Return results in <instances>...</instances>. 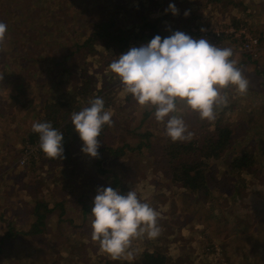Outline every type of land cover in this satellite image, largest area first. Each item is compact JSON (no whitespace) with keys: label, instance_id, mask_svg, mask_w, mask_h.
<instances>
[{"label":"rangeland","instance_id":"1","mask_svg":"<svg viewBox=\"0 0 264 264\" xmlns=\"http://www.w3.org/2000/svg\"><path fill=\"white\" fill-rule=\"evenodd\" d=\"M89 2L90 0H87V12L82 14L86 21L77 22L79 26H75L76 28L71 29L73 23L57 28V22L50 23L52 19L50 20L49 14H46L44 17H47V20L45 24L40 25L42 30L39 33L40 36H44V39L39 40L43 42V46L42 43L34 44L31 34L27 35V41L24 47H21L26 49L31 44L37 48L27 49L38 57L37 65L31 66L26 62L29 54L0 51V120L3 121L0 124V239L9 226L16 230H29V225L35 222L37 217L31 208L34 197L41 199L43 196L52 207L57 202L53 211L39 221L42 227H45V232L37 235H17L12 240L4 239V245L0 246V253L4 256L0 257V261L4 262L2 260L6 258L5 264L19 262L40 264L42 259L40 255L47 253L45 247H49L46 243L48 238L57 242L49 244L52 247L49 255L56 260L67 255V252L61 253L65 251L60 249L61 244L71 245L69 257L72 254L75 259L69 264H92L95 258L108 260V264L143 263L142 257L139 256L142 246L137 244L138 242L148 244V238L134 239L128 250L131 255L125 254L114 260L101 250L98 241L94 243L91 236L77 227L84 222L78 207L86 204L89 197L93 200L96 191L81 189L78 192L73 190L68 192V186H64L63 189L57 188L55 183L61 182L64 178L60 170H57L55 162L43 155L40 156L31 145L23 141L27 131L43 113L45 102L65 96L73 87L72 84H78L76 78L70 81L55 75L52 70L57 73L61 70L55 58L65 54V39L75 40L71 36L73 30L75 29L73 33L76 30L85 32L83 27L85 22L88 28L97 13L105 15L103 8L95 9ZM122 2L124 6L117 0H110L104 9L113 12L120 7L121 16H125L124 7L136 6L145 13L155 14V11L159 10L164 13L171 12L168 10L169 4L183 6L189 16H195L199 24L195 31L197 39L204 37L212 44L221 45L230 38V42L235 46L241 45L246 54L253 55L252 58L255 60L246 58L251 71H256L259 65L258 59L254 57L257 49L246 51L243 48V41L237 35L238 29L234 25L237 20L233 14L228 17V12L233 6L227 0H222L221 3L224 4L218 0L208 4H205L207 0H163L160 8L151 6L152 0ZM194 2L208 5L210 9L202 6L197 7L194 12ZM14 4L16 6L15 0L5 2L0 0V18H4L6 7L8 10ZM46 5L48 2L41 3L40 6ZM245 6L242 1L238 3L240 10L245 9ZM250 9L258 10L253 7ZM197 12L199 14L196 17ZM66 14L72 16L76 12L68 10ZM230 26L235 29L232 38L225 32ZM250 31L256 33H250L251 37L258 38L261 37L260 32L262 36L264 33V30L259 28H251ZM263 42L262 39L259 46ZM107 56L105 59L97 53L88 55L86 53L83 58L85 67H90L88 73H96L94 78L99 83L96 86L101 88L100 94L96 97L103 98L105 110L112 113L111 119L114 122L112 121L109 126L110 137H115L113 141L122 145L121 153L116 154V157H120L121 160L128 159L126 172L122 167L112 172H117L115 175L122 185L120 190L123 192L135 190L141 199L150 203L159 212L160 234L153 240L160 246L153 244V248H159L165 253V264H264V222H261L263 219L261 214L264 213V112L257 108L259 106L264 108V101H258L257 95L253 92L234 94L236 91L232 90V86L221 90V95L226 96L227 101L237 95L233 102L219 105L215 109L217 113L216 110L220 108L223 120L232 129V136L226 150L216 157L207 159L209 173H216V179L210 181V187L213 189L216 185V190L213 189L211 198L206 203L192 194L190 196L185 191L181 192L179 186L170 183L166 163L155 151L159 144L170 140L165 134L164 125L155 120L152 107L140 106L133 96L130 100L127 99L130 97L129 93L125 92L119 77L109 69L114 58L111 55ZM68 60L71 62L73 59ZM238 65L237 63V67ZM8 66H12L13 69L8 70ZM73 69L71 68L72 72L82 71L78 67ZM255 73L256 76L260 75V72ZM85 102L82 106L86 104ZM1 111H5V116ZM176 114L183 116L188 131L190 127H198L202 121H209L200 119L197 112L190 110L182 102H178ZM8 115L12 116L10 121L5 120ZM128 145L131 148H128ZM245 152L251 153L254 165L247 167L246 171L233 172L238 177L236 179L221 172L225 170H222L221 166L225 168L224 160L228 156H238ZM76 153L81 154L80 150ZM79 158L85 160L82 154ZM218 173L220 175H217ZM98 177L101 178L103 175ZM98 177L94 175L92 181L88 179V182L98 180ZM78 184L75 183L71 187ZM186 210L185 218L183 215ZM6 242L8 244H5ZM11 242H14L13 245L9 244ZM37 252L39 253L36 256Z\"/></svg>","mask_w":264,"mask_h":264},{"label":"trees","instance_id":"2","mask_svg":"<svg viewBox=\"0 0 264 264\" xmlns=\"http://www.w3.org/2000/svg\"><path fill=\"white\" fill-rule=\"evenodd\" d=\"M1 1L5 2L6 0ZM117 1L124 6L122 0ZM152 1L153 4H151V6L159 7L163 0ZM213 1L217 0H207L205 4L213 3ZM218 1L219 3L222 2V0ZM44 2H48V5L40 6L41 3ZM109 2L110 0H90L89 4L95 9L103 8V13L105 15L97 13L95 20L90 22L88 28L87 22H85L83 25L85 32L83 30H76V32L73 33L75 31L74 29L71 36L74 37L75 40L70 38L65 39V54L62 57L55 58L56 63L61 67V70L58 71V73L55 70H52V72L55 75L57 74L59 77H65L70 81L71 79L73 80L76 78V83L78 84H72L73 87H71V90H68L65 96L60 97L57 100L53 98V101H46L43 107V113L39 116V119L35 121H50L53 127L57 128L64 134L63 157L57 159L47 157L39 148L38 134L32 131V126L23 139V141H25L26 144L31 145L40 156L43 155L48 160L55 162L57 170H60V173L64 178L61 182H56L55 185L60 189H63L64 186H68V188L66 187L68 192H71L72 190L78 192L81 189L86 191L92 189V191L95 192L96 188L100 186H111L120 190L122 189L121 181L115 175L117 172L112 171L116 169L118 170L119 167H122L126 172L128 165L127 158L121 160L120 157H116V154L121 153L122 145H118L113 141L115 137H110V125L108 124L103 126L99 137L100 143L98 147V156L92 157L81 151V145L83 142L78 133L74 131L71 123V115L73 112H78L84 107H87L89 102L96 98L101 91V88H97L96 86V84H99L94 78L96 73L92 72L89 74L88 69H90V67L86 68L84 65L85 59L83 57L86 53L87 55L88 53H97L105 59L108 57L107 55H111L115 60L120 54L127 52L132 47H139L142 44L147 43L157 34L164 38L171 35L173 31L179 30L196 38L195 31L199 25L196 22L195 16H186L184 14L186 10L183 6H176L178 9L176 15H173L172 12L164 13L162 10H159L160 7L158 8L159 11H155V14H150L149 12L145 13L139 10L136 6H130L124 7L123 13L126 15L121 16L122 11L120 7L113 12L105 11L104 8L108 6ZM227 2L229 1L227 0ZM15 3L16 6L14 4V6H11L8 10L6 7L4 18H0V22L7 25L5 37L3 41H0V51H3V53H6L4 52L6 50H9V53L19 51L23 54H29L26 62L31 66L37 65L38 63V57L32 55L31 52L27 50L34 46L29 44V47L26 49L21 46L24 47L28 34H31L30 37L33 39L34 44L37 43L40 45L42 43L41 46H43V42H40L39 40L44 39V36H40L39 33L40 30H42L40 25L45 24V20H47V17H44L46 14H49L50 20L52 19L50 23L55 24L57 22V28L62 27L64 24L70 25L73 23V26H71L72 29L75 26H79L78 23L81 21H86L82 14L87 12V0H15ZM205 4L194 2L193 7H195V10L193 11L195 12L197 7L200 8L202 6L210 9V7ZM68 10H74L76 14L68 16L66 14V11ZM61 14L64 15L61 16ZM195 14L197 17L199 12ZM232 23L234 24L233 21ZM234 25L236 26V29L244 27L246 30H251L243 23L239 25L238 22H236ZM66 35H68V33ZM239 37H241L243 41V34H240ZM39 48L41 47L39 46ZM34 49L37 48L34 47ZM69 58L71 60L73 59V62H70L68 60ZM18 59H21V57H18ZM69 63H71L72 66H70ZM76 67L80 68L82 71L77 73L74 70ZM71 68H74V72H72ZM7 69L11 71L13 68L12 66H8ZM99 72L100 71H98V73ZM8 77L10 78V76ZM93 89L95 90L93 91ZM129 95L130 97H127L128 100L132 98V95ZM84 101H86V104L82 106ZM216 111L215 119L212 122L202 121L198 127L189 128V131L192 133L190 139L184 141L178 140L175 142L170 139L168 142L159 144L155 150L156 155H159L160 159H163L166 163L167 170L169 171L168 179L170 180V183L173 186H179L181 192L185 191L188 195L190 194V196L192 194L206 203L211 198L210 196L213 189L216 190V185L213 186V189L210 187V181L216 179V173H209L207 159L209 157H216L226 150L231 142L232 136V129L226 124L225 120H223L220 108ZM1 113L5 116V111H1ZM10 119H12V116L9 115L5 118V120L8 121H10ZM112 121L114 122V120ZM1 123H3V121L0 120V124ZM128 148H131L130 145H128ZM78 150H80L85 160L79 158L81 154L76 153ZM110 158H112V160H110ZM84 162L87 164H84ZM224 162L225 168L224 166H221V169L225 170L221 172L226 175L229 174L228 176L233 177L234 179L238 177L235 176L233 172L246 171L247 167L254 165V160L249 152L239 154L238 156H228ZM94 175L97 177L103 175V177H98V180L89 183L88 179L92 181V176ZM217 175H220V173ZM75 183L79 184L71 187ZM120 191L123 192V190ZM92 201L93 200L89 197L87 198L86 204H82V207H78V211L84 219V222L77 226L81 228L84 233L91 236V238L92 216L90 209L92 207ZM212 204L213 202L210 205ZM31 206L34 210L33 212L37 215L36 221L29 225L28 231L16 230V228L10 226L7 227V230L2 234V239H0V246L4 245L3 242L5 238L12 240L17 235H37L45 232V227H42V223L39 221H42L53 211L57 206V202H55L52 207L48 200L43 196L41 199H39V197H34ZM211 207L213 208V206ZM183 216L186 218L187 210L184 212ZM261 216L263 218L261 222H264V213L261 214ZM61 221L63 222V219H61ZM239 225L240 222L238 223V226ZM13 243L14 242H11L9 244L13 245ZM46 243L49 246L45 247L48 256L47 253H44L45 255H40L42 258L40 264H69L72 260L74 261L75 256L72 257L71 254V257H69V250L72 249L71 245L68 246L66 243H62L60 249L65 251L61 253L67 252V255L56 260L52 255H49L50 250L52 249L49 244H57V242L48 238ZM94 243H96V241H94ZM5 244L8 243L6 242ZM153 244L159 245L156 243V240L153 239H149L148 244L146 242H138L137 246H142L141 252L139 253V256H141L143 260L142 264H165V253L161 252L159 248H153ZM38 253L39 252H37L36 256ZM2 256H4V254L0 253V257ZM2 261L4 262L0 261L1 264H5V261L7 263L6 258ZM18 264L21 263L19 262ZM92 264H108V260L95 258V260H92Z\"/></svg>","mask_w":264,"mask_h":264},{"label":"clouds","instance_id":"3","mask_svg":"<svg viewBox=\"0 0 264 264\" xmlns=\"http://www.w3.org/2000/svg\"><path fill=\"white\" fill-rule=\"evenodd\" d=\"M173 15L175 4H169ZM188 15L186 10L184 13ZM7 25L0 22V41ZM203 31V29H201ZM233 49L220 47L208 39L193 38L183 31H173L162 38L155 35L147 43L132 47L113 60L109 69L140 106L154 109V118L164 125L165 134L173 141L191 138L182 115H177L178 102L197 112L200 119H215V109L227 104L221 90L232 86L238 94L248 91L249 81L237 67ZM112 113L105 110L103 98L96 97L71 115L74 131L82 140L81 151L98 156L100 134L105 124L111 125ZM32 131L38 134L39 148L49 158H62L64 134L50 121L34 122ZM92 239L112 259L127 254L137 238L159 236V212L141 199L135 190L122 192L111 186H100L90 209Z\"/></svg>","mask_w":264,"mask_h":264},{"label":"crops","instance_id":"4","mask_svg":"<svg viewBox=\"0 0 264 264\" xmlns=\"http://www.w3.org/2000/svg\"><path fill=\"white\" fill-rule=\"evenodd\" d=\"M228 1L233 6V8L228 12V17L233 14L234 18L237 20L239 25L243 23L245 24V26L249 27L250 29L259 28L260 30L261 29L264 30V0H228ZM240 1H242L243 4L246 5L245 9H242V10L238 9V3ZM250 7L258 8V10L260 11L255 10V9L251 10ZM261 11L263 12L260 13ZM240 12H244L243 14L244 16L241 15ZM240 29H243L244 31H246L248 35H250V33L256 34L254 32H251L250 30H246L244 27L238 28V30ZM260 34H261V37H259L260 41L262 39L264 40V33H263V36H262V32H260ZM231 35L233 34H228V36L232 38ZM225 41L226 42L224 44H221V45L218 43L216 44L220 45V47H230L233 49L234 54H233V57H231V59H234L240 65V66L238 65V67L241 69L242 73L249 81L248 92L255 93L258 97V101H264V85H263L264 82H262V80H264V42L262 43V45L259 46V48H257V52L254 56L256 57V59H258L259 65L257 66L256 71H251L250 66L246 63L247 62L246 58H249V59L251 58L255 60L254 58H252L253 55L250 56L246 54L242 50V47H240L241 45L235 46L234 43L230 42V38L229 40L227 39ZM255 72H260V75L256 76ZM232 90L236 91L234 90L233 87H232ZM233 93L240 95L236 92H233ZM236 96L228 99V103L233 102L236 99ZM257 108H261V111L264 112L263 106H259Z\"/></svg>","mask_w":264,"mask_h":264},{"label":"built area","instance_id":"5","mask_svg":"<svg viewBox=\"0 0 264 264\" xmlns=\"http://www.w3.org/2000/svg\"><path fill=\"white\" fill-rule=\"evenodd\" d=\"M235 29L230 26L228 27L225 32L228 33V34H232L234 33ZM237 35L239 36L240 34H243V48L246 50V51H254L257 49V47L259 46V43H260V39L258 37H255V36H250L247 34L246 31H244L243 29H240V30H237ZM216 33L218 34V32L216 31ZM254 47V48H252Z\"/></svg>","mask_w":264,"mask_h":264}]
</instances>
